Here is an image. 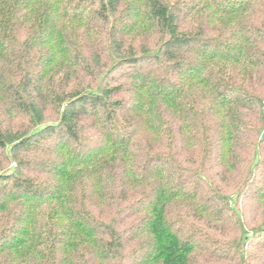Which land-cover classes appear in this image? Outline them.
<instances>
[{"label": "trees", "instance_id": "1", "mask_svg": "<svg viewBox=\"0 0 264 264\" xmlns=\"http://www.w3.org/2000/svg\"><path fill=\"white\" fill-rule=\"evenodd\" d=\"M0 264H264V0H0Z\"/></svg>", "mask_w": 264, "mask_h": 264}]
</instances>
